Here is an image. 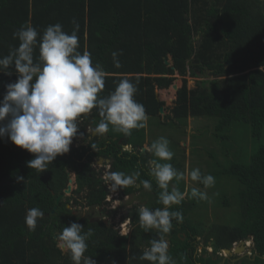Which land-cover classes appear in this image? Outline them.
<instances>
[{"label": "trees", "instance_id": "1", "mask_svg": "<svg viewBox=\"0 0 264 264\" xmlns=\"http://www.w3.org/2000/svg\"><path fill=\"white\" fill-rule=\"evenodd\" d=\"M73 20L79 25L78 51L90 52L93 64L107 73L100 96L114 91L121 79H129L137 85L134 99L144 106L150 121L147 125L154 127L158 122V133L146 126L125 136L110 125L108 132L93 134L102 119L93 109L79 118V131L70 151L58 156L43 173L27 167L34 158L31 154L7 137L0 139V264H73L56 239L73 222L83 225L85 232L92 230L85 255L95 264H149L139 257L158 234L141 227L138 209L163 205L159 202L161 189L150 175L149 161L156 157L149 151L142 154V147L146 143L150 147L163 129H186L188 118L199 117L213 121L217 139H229L224 135L240 125L254 142L264 139V0H0V57L18 47L13 33L20 26L31 24L42 34L47 26L60 23L71 34ZM113 52L120 53L119 68L113 65ZM9 71L11 76L0 73V101L6 85L17 78L14 68ZM175 75L183 84L170 114L162 119L159 110L165 103L155 92L169 88ZM187 77L197 79L191 89ZM88 126L93 133L88 132ZM148 134L155 139L147 141ZM163 137L173 140V136ZM191 139L188 156L203 151L194 145L196 139ZM126 145L136 149L126 150ZM245 150L237 149L236 158L221 168L233 179L237 192V206L226 202L224 207L236 209L227 223L208 227L196 212L198 208L205 211L202 200L192 197L193 188L186 184L190 166H186L184 150L169 161L184 173L183 179L170 182L169 189L175 185L185 193L181 204L171 207L182 212L183 220L173 219L172 230L166 235L169 254L176 264H264V142L251 155ZM228 152L223 148V157ZM100 159L109 166L104 179L103 170L94 168ZM116 171L138 173L135 185L115 192L119 200H130L137 193L147 195L143 206L127 209V217L133 222L128 235H120L105 220L112 214L105 208L111 192L108 177ZM70 172L75 174L76 189L56 204L55 199L68 185ZM17 176H23L25 182L18 183ZM144 180L151 182L150 191L143 188ZM71 203L95 210L99 217L82 216L68 207ZM33 207L45 214L35 231L25 224L26 212ZM247 238L254 244V258L232 262L223 257L224 250Z\"/></svg>", "mask_w": 264, "mask_h": 264}, {"label": "clouds", "instance_id": "2", "mask_svg": "<svg viewBox=\"0 0 264 264\" xmlns=\"http://www.w3.org/2000/svg\"><path fill=\"white\" fill-rule=\"evenodd\" d=\"M73 25L71 34L65 32L60 23L47 26L42 34L31 24L22 25L13 33V39L19 41L18 47L0 57V73L11 76L9 69L14 68L17 77L14 83L6 85V93L0 101V139L7 137L17 148L31 154L34 158L27 162V167L39 173L47 171L58 156L70 151L79 131V118L93 109L102 117L94 129L98 135L108 132L110 125L125 136L147 126L146 110L134 99L137 85L129 79H121L114 91L106 97L100 96L107 73L99 64H93L90 52L78 51L79 25L75 20ZM119 55L112 53L116 68L121 67ZM169 143L167 138L160 137L147 149L156 157L149 161L150 175L161 189L159 202L163 205L162 208L138 209L141 227L145 231L154 229L158 234L139 257L149 264H176L169 254L166 235L172 230L173 219L183 220L182 212L172 211L171 207L181 204L185 193L175 185L171 186V191L169 189L170 182L183 179L184 173L169 163L174 156ZM137 175L112 172L108 177L109 190L115 193L135 185ZM190 179L205 188L215 183L211 174L202 175L198 168L191 170ZM16 180L25 182L23 176H17ZM141 184L149 191L152 188L149 180ZM191 195L207 199L206 192L198 188H193ZM44 215L38 207L28 209L25 224L29 230L35 231L38 220ZM91 235V229L85 232L83 225L73 222L57 235V246L69 254L73 264H95L92 257L85 255Z\"/></svg>", "mask_w": 264, "mask_h": 264}, {"label": "rangeland", "instance_id": "3", "mask_svg": "<svg viewBox=\"0 0 264 264\" xmlns=\"http://www.w3.org/2000/svg\"><path fill=\"white\" fill-rule=\"evenodd\" d=\"M176 79L174 80L173 84L167 88L158 90L159 94V101H163L165 103L163 107V113H160V116L162 119L165 118L166 115L170 114V109L173 107L174 101L176 100V90L172 88L174 84L177 85L178 89L183 84V80L178 75H175ZM187 87L192 88L195 85V82L197 79L189 78L187 77ZM202 78H198V80H201ZM149 119L147 123H149ZM152 123H155V120L152 119ZM157 124V125H156ZM158 122L155 123L154 127L147 125V129H155V135L158 133ZM181 128H177L173 131H171V128H165L163 129L162 133L159 135L160 137H163V135H166L168 137L173 136V140L170 138H167L169 143L170 149L173 151L174 156L178 157L184 150V154L186 156V166L189 165L190 172L193 169H199L200 172H202L203 175L211 174L215 178V183L213 186L205 188L204 185L198 184V182H193L190 179V172L187 171L186 174H188L187 177V187L188 188H198L202 192H206L207 199H201L202 201V207L204 212L202 210L197 209L198 218L203 219L206 222V226H211L213 223H224L231 219L232 210L236 209V207L231 208H225L226 202L228 203V206L233 204L237 206V200H236V185L233 182V179L230 176H227L225 173L221 172V168L226 167L228 164V161H232L236 158L235 151L237 149H240L241 147L246 148V152L251 155L254 152V148L258 147L260 143L264 142V139L259 142H254L250 135L247 133V129L240 125L236 130L231 131L230 135H224L229 136V139L225 141L226 139H220L215 136L214 130V123L211 119H202V118H188V124L185 129L184 126H180ZM88 132H92V128L88 126ZM228 133V132H225ZM94 134V133H93ZM234 136V137H231ZM159 137V138H160ZM191 137H194L196 140L195 142H198L197 144H193L197 146L198 148H203V151L201 153L195 152L198 155H192L188 156L189 148L191 147L190 144L192 143L193 139ZM154 136H150L148 134L147 141L154 140ZM78 146V144H77ZM131 146V145H130ZM145 151L149 148L148 144H145ZM182 147V148H181ZM224 148L225 151H229L227 157H223L222 151ZM231 147L233 148L231 150ZM125 148V147H124ZM129 150V149H128ZM212 154L210 159V155ZM215 160V161H214ZM213 164V166H212ZM103 162L96 161L95 162V169H101L103 167ZM188 170V169H187ZM208 171V172H207ZM210 171V173H209ZM68 178L72 179V190L70 194L65 195L63 194L62 197H70L72 195L73 190L76 189L75 186V174L70 172ZM66 190V189H65ZM64 190V191H65ZM76 197V196H75ZM110 203H108L105 208L108 211H112V214L110 216H106L105 220L107 223H111L114 225V229H120V224L123 222L128 221V215H127V209L134 207V206H143L145 202L147 201V195L143 193H137L129 199H123L119 200L118 198H110ZM225 200V201H224ZM224 201V202H223ZM225 203V204H224ZM69 208L73 209L74 211L79 212L82 216H86L88 218L90 217H99L98 212L95 210L87 211L88 208H77L73 207L72 203L68 206ZM209 209L208 214L206 213V210ZM197 220V219H195ZM121 232H123V229H120ZM125 233V231L123 232ZM251 240L245 241V247L244 250L240 253L241 256H245L246 254H250V248L252 244L250 243ZM238 243H235L233 247H236ZM202 246L199 247V250H201ZM206 249L211 250V248L207 247ZM212 251V250H211ZM64 252V251H63ZM210 252V251H209ZM211 253V252H210ZM212 254V253H211ZM223 257L230 255H226V253L222 254ZM226 257V258H227ZM232 259V257H229Z\"/></svg>", "mask_w": 264, "mask_h": 264}, {"label": "bare ground", "instance_id": "4", "mask_svg": "<svg viewBox=\"0 0 264 264\" xmlns=\"http://www.w3.org/2000/svg\"><path fill=\"white\" fill-rule=\"evenodd\" d=\"M166 63L168 64L169 63V61H166ZM156 98H157V95L159 96V94H158V90H156ZM160 100V99H159ZM163 108V107H162ZM160 111V110H159ZM94 134H95V132H94ZM125 148L124 149H126V150H131V149H136V147L135 148H132L130 145H126V146H124ZM143 148V147H142ZM145 148V147H144ZM146 150V149H145ZM141 151H142V149H141ZM142 153V152H141ZM143 154V153H142ZM100 163L102 162V160L100 159V160H98ZM95 166V165H94ZM95 168V167H94ZM108 168H109V166H107V165H103V167H102V170H103V172H104V175H103V179L104 178H106V171L108 170ZM68 185H69V183H68ZM67 185V186H68ZM67 188V187H66ZM107 188L109 189V187L107 186ZM63 194H64V192H63ZM61 196V198H62V196L63 195H60ZM112 197V199L113 198H118V195H117V193H113V192H110V194L109 195H107V199H106V201L108 202V203H110V198ZM60 198V199H61ZM127 197H125V199H126ZM119 199V198H118ZM55 201H56V199H55ZM60 201V200H59ZM56 203V202H55ZM59 203V202H58ZM132 226H133V222L130 220V219H128V221L127 222H123V223H121L120 224V229H123L124 231H125V233H123V232H121L120 231V229H117V228H115V229H117V231H118V233L120 234V235H128L129 233H130V231H131V228H132ZM251 240V242H252V239H250ZM253 246H254V244H253V242H252V246H251V248H250V250H251V252H252V249H253ZM210 252H211V250H209Z\"/></svg>", "mask_w": 264, "mask_h": 264}, {"label": "water", "instance_id": "5", "mask_svg": "<svg viewBox=\"0 0 264 264\" xmlns=\"http://www.w3.org/2000/svg\"><path fill=\"white\" fill-rule=\"evenodd\" d=\"M172 88L175 89L176 91H177V89H178V87H177L176 84H174V85L172 86ZM157 99L159 100V96H158V95H157ZM160 113H163V108H160ZM141 152H142L143 154L145 153V148H144V147L142 148V151H141ZM71 184H72V179H69V185L67 186L66 190L64 191V194H65V195L70 194V192H71V190H72V186H71ZM60 198H61V196H58V197L56 198V201H55L56 204H58ZM249 239H250V238H247V239H245V240H242V241L238 242V244H237L236 247H233L232 249H226V250H224L223 252L226 253V255H232L233 253H234V254H240V253L244 250V248H246V247H245V241H247V240H249ZM167 240H168V242H169V239H168V238H167Z\"/></svg>", "mask_w": 264, "mask_h": 264}, {"label": "flooded vegetation", "instance_id": "6", "mask_svg": "<svg viewBox=\"0 0 264 264\" xmlns=\"http://www.w3.org/2000/svg\"><path fill=\"white\" fill-rule=\"evenodd\" d=\"M253 256V257H252ZM227 256H225V258H226ZM229 257H232V262H234V261H241V260H243L245 257H248V258H254L255 257V255L251 252L249 255L248 254H246L245 256H241L240 254H232V255H230ZM229 257H227V258H229ZM263 258H264V256H263Z\"/></svg>", "mask_w": 264, "mask_h": 264}, {"label": "crops", "instance_id": "7", "mask_svg": "<svg viewBox=\"0 0 264 264\" xmlns=\"http://www.w3.org/2000/svg\"><path fill=\"white\" fill-rule=\"evenodd\" d=\"M144 146H145V145H144ZM144 146H143V147H144ZM186 173H187V172H186ZM187 177H188V174H186V181H187Z\"/></svg>", "mask_w": 264, "mask_h": 264}, {"label": "built area", "instance_id": "8", "mask_svg": "<svg viewBox=\"0 0 264 264\" xmlns=\"http://www.w3.org/2000/svg\"><path fill=\"white\" fill-rule=\"evenodd\" d=\"M250 243L252 244V242L250 241ZM224 252H222V254H223ZM250 253H251V250H250ZM249 255V254H248Z\"/></svg>", "mask_w": 264, "mask_h": 264}]
</instances>
